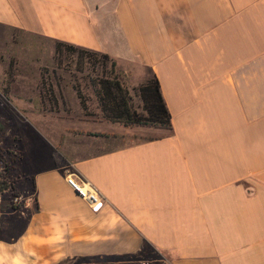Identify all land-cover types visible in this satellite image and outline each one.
<instances>
[{"label": "crops", "instance_id": "1", "mask_svg": "<svg viewBox=\"0 0 264 264\" xmlns=\"http://www.w3.org/2000/svg\"><path fill=\"white\" fill-rule=\"evenodd\" d=\"M0 25L108 53L129 89L156 76L173 125L86 115L69 82L65 116L16 109L0 264H264V0H0Z\"/></svg>", "mask_w": 264, "mask_h": 264}, {"label": "rangeland", "instance_id": "2", "mask_svg": "<svg viewBox=\"0 0 264 264\" xmlns=\"http://www.w3.org/2000/svg\"><path fill=\"white\" fill-rule=\"evenodd\" d=\"M56 56L53 40L0 25V120L8 124V129L2 139L4 155L0 156V180L3 185L9 186L8 189L0 192V202L12 199L11 185L21 197L17 188L19 181L17 170L24 158V140L28 139L26 130L29 126L21 123L18 111L35 113L37 116H65L63 111L70 112L71 110L66 106L60 87L63 82H69L68 84L73 87L74 82L77 81L82 86L81 90L86 98L88 113L90 116H99L97 109L101 110V108L89 80V75H94V73H89V66L86 72L81 73L76 71V54L65 55L62 63L58 62ZM117 73L120 76L118 71ZM23 80H28L27 84L17 82ZM121 81L130 91L134 107L142 112V102L135 94V89L140 85L129 89L122 79ZM56 86L60 89L61 97L58 95ZM74 91L77 94V91ZM13 97H18L22 101ZM61 99L65 104L63 108L60 104ZM29 102L34 105L33 108L30 107ZM79 102L81 103L80 99ZM83 111L85 112L84 109ZM133 132L126 143H138L149 136L141 131ZM15 200L16 198L14 202L17 203ZM17 204L23 207L22 201Z\"/></svg>", "mask_w": 264, "mask_h": 264}, {"label": "trees", "instance_id": "3", "mask_svg": "<svg viewBox=\"0 0 264 264\" xmlns=\"http://www.w3.org/2000/svg\"><path fill=\"white\" fill-rule=\"evenodd\" d=\"M56 57L59 63L65 55L76 54V71L86 72L89 66V80L98 97L103 117L112 122L122 123L127 127L149 126L172 130V116L164 100L161 85L156 76L151 77L144 84L135 89V94L142 102V112L137 111L133 104L130 91L126 88L117 73L116 60L108 53L77 45L71 42L54 40ZM74 90L77 91L82 108L88 113L86 98L82 93V86L75 81ZM8 124L0 120V156L4 155L2 149L3 135ZM0 180V192L8 189ZM36 186L34 183L33 191ZM12 199L0 202V211L19 210L21 205L14 202L19 197L18 191L11 185Z\"/></svg>", "mask_w": 264, "mask_h": 264}, {"label": "built area", "instance_id": "4", "mask_svg": "<svg viewBox=\"0 0 264 264\" xmlns=\"http://www.w3.org/2000/svg\"><path fill=\"white\" fill-rule=\"evenodd\" d=\"M67 181L69 185L78 193V195L90 205L94 212H98L103 207V197L92 184L79 181L74 175H68ZM15 201L17 203H21L22 198L18 197Z\"/></svg>", "mask_w": 264, "mask_h": 264}]
</instances>
